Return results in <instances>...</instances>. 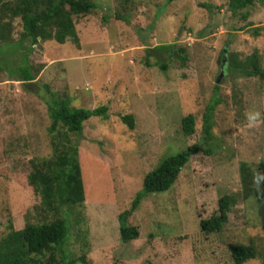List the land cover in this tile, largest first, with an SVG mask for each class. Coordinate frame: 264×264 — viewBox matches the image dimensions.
<instances>
[{"label": "rangeland", "instance_id": "1", "mask_svg": "<svg viewBox=\"0 0 264 264\" xmlns=\"http://www.w3.org/2000/svg\"><path fill=\"white\" fill-rule=\"evenodd\" d=\"M94 1L95 13L75 19L78 42L34 46L27 59L40 70L34 81H16L7 65L0 68V242L11 232L10 223L18 231L43 221L34 208L41 199L28 176L34 160L52 157L48 101L61 97L74 107L109 108L84 123L78 159L86 201L68 218L71 256L88 253L90 264H233L230 242L253 238L258 257L245 264H263L255 200L232 208L222 235L197 233L220 197L240 191V163L264 160V82L234 77L227 57L222 65L218 60L222 48L241 60L258 50L264 66V1L234 12L230 0H127L128 23L115 19L122 0ZM13 25L17 41L23 24L16 19ZM167 45L185 49L179 56L186 60L155 50ZM214 99L220 104L209 143L204 116ZM124 114L134 116V130L122 121ZM188 114L196 118L190 137L182 130ZM196 142L203 149L176 184L145 195L133 211L128 221L140 237L123 244L119 216L142 193L145 176Z\"/></svg>", "mask_w": 264, "mask_h": 264}, {"label": "trees", "instance_id": "2", "mask_svg": "<svg viewBox=\"0 0 264 264\" xmlns=\"http://www.w3.org/2000/svg\"><path fill=\"white\" fill-rule=\"evenodd\" d=\"M128 1L122 0L120 9L123 11L116 12L115 19L121 23H128L130 14ZM263 1L230 0L229 7L237 12L249 9L256 2ZM96 10L97 4L94 0H0V68H5L7 65L9 73L16 81L31 83L40 72L27 61L34 46L42 41H54L58 44H64L68 40L78 42L75 19L91 15ZM248 17V12L243 14V18ZM16 19L21 20L23 31L19 40L14 41L13 23ZM254 29L255 34L260 35V28ZM142 40H144L143 35ZM155 50L159 52L170 50L173 55L178 56L179 60L183 62L186 60L179 56V54L186 53L183 48L176 51L174 46L167 45L157 46ZM227 51L225 48L220 51L219 64L222 65L224 58L227 57V65L231 73H234V77L236 75L254 77L264 82V66L258 50L242 60L238 54L230 50L227 53ZM16 52L20 56L17 60L19 64L14 63L16 60L13 57ZM4 58L10 63H3ZM167 66L162 65V68L167 69ZM215 88L218 91L220 87L216 85ZM48 104L52 122L49 129L52 157L34 160L33 170L28 176L30 188L41 199L40 204L34 208L44 218L42 222L27 223L23 229L18 231L14 230L11 223L9 224L11 232L0 242V264H42L41 262L43 264H90L88 253L83 252L78 257L69 254L66 246L70 235L68 218L72 214V208H82L86 201L84 178L78 159V148L83 137L84 123L93 117L105 116L109 108L105 105L94 110L74 107L70 105L69 99L61 97H53ZM219 104L218 99H214L212 106L207 108L204 116L203 130L206 132L205 140L209 143L214 141L213 120ZM121 119L130 130L135 129L136 123L133 115L124 114ZM182 130L186 137L194 135L196 130L194 115L188 114L182 119ZM202 149L201 143H193L185 150L162 161L145 176L142 193L137 195L130 210L119 216L120 236L123 244H130L140 237L139 229L131 226L128 220L145 195L168 191L176 184L190 159ZM204 151L208 155L212 154L210 148ZM239 175L240 191L223 195L218 199V209L213 215L199 221L198 236L201 233L222 235L229 222L232 208L240 202L245 203L249 200H255L259 206V223L264 232V160L254 164L247 161L241 162ZM249 239V243L230 242L228 251L231 253L233 264H245L258 257L253 238H246L244 241L248 242ZM45 255L49 256L46 261L41 259Z\"/></svg>", "mask_w": 264, "mask_h": 264}, {"label": "water", "instance_id": "3", "mask_svg": "<svg viewBox=\"0 0 264 264\" xmlns=\"http://www.w3.org/2000/svg\"><path fill=\"white\" fill-rule=\"evenodd\" d=\"M224 62H225V61H224ZM224 62H223V64H224ZM223 75H224V72H222V73L220 74V76H219V78H218V80H217L218 83H220L221 78H222Z\"/></svg>", "mask_w": 264, "mask_h": 264}]
</instances>
